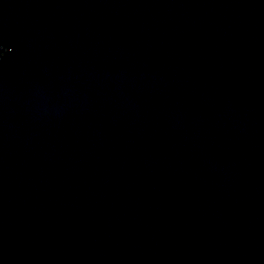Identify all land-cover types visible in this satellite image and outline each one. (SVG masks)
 Masks as SVG:
<instances>
[{"label": "water", "instance_id": "95a60500", "mask_svg": "<svg viewBox=\"0 0 264 264\" xmlns=\"http://www.w3.org/2000/svg\"><path fill=\"white\" fill-rule=\"evenodd\" d=\"M0 264H264V0H0Z\"/></svg>", "mask_w": 264, "mask_h": 264}]
</instances>
